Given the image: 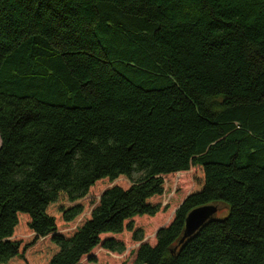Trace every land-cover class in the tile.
Here are the masks:
<instances>
[{
  "label": "trees",
  "instance_id": "16d2710c",
  "mask_svg": "<svg viewBox=\"0 0 264 264\" xmlns=\"http://www.w3.org/2000/svg\"><path fill=\"white\" fill-rule=\"evenodd\" d=\"M194 168L198 189L143 242L133 219ZM207 205L225 216L179 243ZM20 217L45 264L121 255L124 231L132 264H264V0H0V264H36Z\"/></svg>",
  "mask_w": 264,
  "mask_h": 264
},
{
  "label": "rangeland",
  "instance_id": "374dc122",
  "mask_svg": "<svg viewBox=\"0 0 264 264\" xmlns=\"http://www.w3.org/2000/svg\"><path fill=\"white\" fill-rule=\"evenodd\" d=\"M164 180L166 181L165 193L163 196L152 200L153 202L161 203L164 210L153 218L141 217L133 219L134 228L140 229L143 233V242L150 245L155 244L156 231L160 227L166 226L170 223L172 219V212L182 203L188 194L193 193L198 189L202 180V174L200 170L194 168L186 173L166 177ZM113 185L127 187L128 183L123 179H119L114 183H110L107 180L98 182L90 191L87 199L83 201L85 206L84 213H89L93 208L92 203L101 194V192ZM218 208L219 211L217 217L225 216L226 212L224 211V208ZM51 213L55 214V208L51 209ZM26 221L27 219L25 217H20L19 231H21V234L17 235L14 239L20 240L23 244H29V247L27 248L28 257L31 255L34 256L36 264H45L46 261L48 263V260L50 259L48 254L53 249L49 240L47 239L39 242L35 246L32 245V236L26 228ZM58 226L61 233L69 234L76 227V223L68 226L59 220ZM104 237L106 236H103L102 238ZM116 239L125 244V252L121 255H117L97 247L92 251V255L95 258V263L93 264H132L134 253L139 246V244L132 239V233L124 231L121 235L117 236ZM11 264H21V262L19 260H15ZM80 264L92 263H89L88 260L84 258Z\"/></svg>",
  "mask_w": 264,
  "mask_h": 264
},
{
  "label": "bare ground",
  "instance_id": "6f19581e",
  "mask_svg": "<svg viewBox=\"0 0 264 264\" xmlns=\"http://www.w3.org/2000/svg\"><path fill=\"white\" fill-rule=\"evenodd\" d=\"M218 211H219V208L218 206H215V205L202 206V207L192 210L185 219L184 230H183V234H182V237L179 243H183L184 240L194 236L198 232V230L204 227L207 223L216 219L218 215ZM195 213H197L196 216L201 215V213L203 214V216H210L212 213L213 214L209 217V219H206V220H203L202 218H195L194 221H191L190 219H188L191 217V215Z\"/></svg>",
  "mask_w": 264,
  "mask_h": 264
},
{
  "label": "water",
  "instance_id": "95a60500",
  "mask_svg": "<svg viewBox=\"0 0 264 264\" xmlns=\"http://www.w3.org/2000/svg\"><path fill=\"white\" fill-rule=\"evenodd\" d=\"M199 212H200V211H199ZM201 212H202V211H201ZM197 213H198V212H197ZM197 213L191 215V217L188 218V219H190L191 221H194L195 218H202L203 220H206V219H209V217L213 214V213H212L210 216H203V214L201 213V215L196 216ZM195 216H196V217H195Z\"/></svg>",
  "mask_w": 264,
  "mask_h": 264
}]
</instances>
